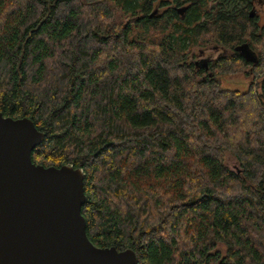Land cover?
Listing matches in <instances>:
<instances>
[{
	"label": "trees",
	"instance_id": "obj_1",
	"mask_svg": "<svg viewBox=\"0 0 264 264\" xmlns=\"http://www.w3.org/2000/svg\"><path fill=\"white\" fill-rule=\"evenodd\" d=\"M258 6L0 0V112L45 134L35 164L83 170L95 246L133 249L139 264H264ZM209 47L228 54L207 67L191 61ZM241 74L253 78L245 92L219 79Z\"/></svg>",
	"mask_w": 264,
	"mask_h": 264
},
{
	"label": "water",
	"instance_id": "obj_2",
	"mask_svg": "<svg viewBox=\"0 0 264 264\" xmlns=\"http://www.w3.org/2000/svg\"><path fill=\"white\" fill-rule=\"evenodd\" d=\"M239 51L258 62L248 45ZM44 139L31 119L0 112V264H139L133 249L90 241L85 174L71 165L35 164L32 153Z\"/></svg>",
	"mask_w": 264,
	"mask_h": 264
},
{
	"label": "rangeland",
	"instance_id": "obj_3",
	"mask_svg": "<svg viewBox=\"0 0 264 264\" xmlns=\"http://www.w3.org/2000/svg\"><path fill=\"white\" fill-rule=\"evenodd\" d=\"M256 15L258 17H262L261 22L264 24V6H258L256 8ZM263 20V21H262ZM228 54L224 49L217 47H209V48H195L192 50L191 61L193 63H197V66L204 65L208 62H212L219 58L222 55ZM220 81L222 86L226 89L232 91L245 92L249 90L252 86V79L243 74L236 76H220ZM256 84V81H255ZM225 164L232 170L240 171L241 168L238 165V162L234 157L230 154H225ZM219 249L222 251L223 256L226 253V248L223 245L219 246Z\"/></svg>",
	"mask_w": 264,
	"mask_h": 264
}]
</instances>
